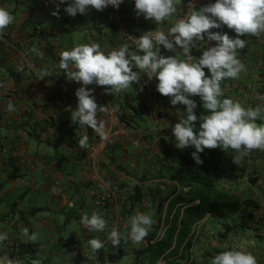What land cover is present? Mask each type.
<instances>
[{"label":"crops","instance_id":"1","mask_svg":"<svg viewBox=\"0 0 264 264\" xmlns=\"http://www.w3.org/2000/svg\"><path fill=\"white\" fill-rule=\"evenodd\" d=\"M71 2L73 0H67L59 5L57 17L51 13L57 10L59 0H0V7L15 16L14 23L0 37V84L5 85L0 88V233H8V239L0 242V258L7 255L27 264H32L33 260L39 264H139L142 260L147 263L148 257H139L137 252L145 248L150 232L166 216L167 206L173 199L170 192L176 188L169 176L180 166V158L188 156V148H176L172 132L186 109L182 105H171V98L156 90L158 80H149L144 73L139 83H133L126 93L106 94L110 105L123 117L127 130L134 134L125 139L120 130L116 131L115 146L100 158L102 171L129 193L115 203L98 205L83 196L85 187L90 185L85 177L86 159L83 155L71 154L69 147L85 134L90 143L104 136L71 120V111H75L73 105L78 102L75 92L82 85L68 80L64 70L59 68L60 53L78 44L93 42L99 43L106 54L125 44L134 49V38L156 29L167 32L182 17V2L179 0L177 4V13L161 24L138 16L134 0H124L118 9L112 6L103 11L89 8L86 14L75 17L64 11ZM196 2L199 10L215 0ZM113 14L119 18L118 26L111 20ZM244 40L247 41L246 53L239 54L238 58L246 71L235 79L241 88L235 92L246 107L255 108L259 105L257 94L250 92L247 84L251 71L256 72L258 82H264V34L248 35ZM22 44L29 51L35 47L42 53L37 56L30 51L32 69L25 62L19 64ZM204 44L193 49L191 55L198 58L205 49ZM160 49L164 56L174 55L163 46ZM19 68L23 71H18ZM41 71H47L48 77L40 80ZM146 79L148 87L145 89L157 93L159 106L165 111V116L149 134L144 133L152 128L145 126L147 121L152 123L148 96L141 91ZM94 85L87 88L92 89ZM11 96H14L11 102L16 110L10 112L7 100ZM97 120L104 124L107 135V120L99 116ZM234 155L233 150H226L222 167L213 177V185L220 194L246 203L234 216L237 219L242 215L245 220L249 214V219L245 220L248 227L235 226L238 221L230 219L207 217L197 227L188 250L179 252L164 264H210L215 255L241 248L251 252L258 264H264V151L251 152L238 165L232 161ZM164 182L166 190L158 191L157 186ZM135 184L141 185L147 194L157 193L153 196L154 208L144 211L152 216L154 224L141 243L122 241L114 248L107 239L114 227L115 214L134 215L135 203L130 196ZM156 201L162 204L160 210ZM93 212L106 220L103 232L90 230L81 223L83 215L90 217ZM223 225L230 229L225 231ZM125 226L121 232L126 235L130 227ZM24 228H28L29 235L37 233L38 239L29 241L23 235ZM93 238L105 241V247L96 254L88 244ZM71 243L74 249L68 250ZM21 246L34 249L32 258L21 254Z\"/></svg>","mask_w":264,"mask_h":264},{"label":"clouds","instance_id":"2","mask_svg":"<svg viewBox=\"0 0 264 264\" xmlns=\"http://www.w3.org/2000/svg\"><path fill=\"white\" fill-rule=\"evenodd\" d=\"M66 2L59 0L57 10L51 14L58 17L59 5ZM123 2L73 0L64 11L75 17L77 14H86L89 8L103 11L112 6L118 9ZM134 3L136 14L143 15L155 24L163 23L178 11V0H134ZM14 21L15 16L7 8L0 7V37ZM221 25L233 29L236 38H231L227 33L210 31ZM261 34H264V0H215V3L199 10L192 0L187 13L176 20L167 32L156 29L134 38V49L125 44L106 54L99 43L93 42L64 50L60 53L59 68L64 70L68 80L82 85L75 92L78 107L71 111V120L105 136L104 124L97 120V113L105 112L108 108L97 104L94 90L87 86L95 84L105 87L106 94L126 93L133 83H139L141 73H144L149 80H158L156 90L162 96L171 98V105H182L186 109L184 116L172 129L177 149L194 147L192 158L198 165L203 163L199 154L205 149H231L235 153L232 161L238 165L251 152L264 151V123H257L258 120L264 121V105L246 107L238 100L222 98L221 82L229 78L236 79L246 71L238 53L246 47L247 41L239 37H259ZM212 41L216 42L215 46H209ZM203 42H207V47L198 58L193 57V49ZM160 46L174 55H162ZM30 51L37 56L42 55L35 47ZM134 68L138 71H134ZM204 69L210 72V77ZM18 71H23V68ZM39 75L40 80L48 77L47 71H41ZM3 87L5 85L0 84V88ZM192 97H199L203 109L209 114L198 116L195 111L198 105ZM7 107L10 112L16 110L11 101ZM197 121L198 129L195 127ZM88 141L89 136L83 135L78 140L79 147L86 149ZM146 195L153 197L151 194ZM81 223L97 232H103L106 228V220L95 212L90 217L83 215ZM153 224L151 215L137 212L125 226L130 227V231L125 235L113 228L108 241L114 248L119 247L122 241L141 243L149 235ZM23 235L32 242L38 239L37 233L29 235L28 228L23 229ZM7 239V232L0 233V242ZM88 244L95 254L105 247V241L97 238L90 239ZM0 264H21V261L5 255L0 258ZM32 264H39V261L33 260ZM210 264H258V260L251 252L241 248L215 255Z\"/></svg>","mask_w":264,"mask_h":264},{"label":"trees","instance_id":"3","mask_svg":"<svg viewBox=\"0 0 264 264\" xmlns=\"http://www.w3.org/2000/svg\"><path fill=\"white\" fill-rule=\"evenodd\" d=\"M210 31L221 34L227 33L231 38H236L237 35L233 29H229L226 25H221L220 28ZM239 38L244 39L245 36ZM205 43L204 48L207 47V42ZM215 44L214 41L209 42V46H215ZM244 53H246L245 48L239 50L238 55ZM204 71L210 77V72L207 69H204ZM239 87L240 84L235 79L223 80L221 82L224 93L222 98L233 99L232 94ZM155 95L158 99L157 93ZM192 99L197 102L198 107L195 111L198 116L209 114L203 109L199 97H192ZM120 118L123 121V117ZM195 127L199 128V121L196 122ZM193 152H195V148L189 147L188 156L180 158V166L169 176V180L176 184V188L170 192L173 199L167 206V214L163 221L164 232L158 240H155V238L159 232V225H156L150 232L145 248L137 252L139 257L146 255L148 262L144 263V260H142L139 264H160L164 260L168 262L179 252L183 253L188 250V246L193 242V235L195 236L198 225L205 220L206 214H209L208 217L211 218L230 219L232 222L238 221L235 226L248 227L245 220L249 219V214H246L247 218L245 220L242 215L237 219L234 216V212L240 206H245L246 203H242L234 196L220 194L213 185V177L222 167V158L226 151L220 148L205 149L199 154L200 159L203 161L199 165L192 158ZM146 194L141 185H135L130 198L136 205L142 201ZM161 205V203L158 204V210H160ZM240 217L242 218L240 219ZM227 227V225H223L225 231L230 229ZM22 253L27 254L30 259L33 256L34 249L30 246H21Z\"/></svg>","mask_w":264,"mask_h":264},{"label":"built area","instance_id":"4","mask_svg":"<svg viewBox=\"0 0 264 264\" xmlns=\"http://www.w3.org/2000/svg\"><path fill=\"white\" fill-rule=\"evenodd\" d=\"M44 1L45 0H39V2H44ZM181 1H182V16H183L184 14L187 13L189 3L192 2V0H181ZM194 2L195 5H197L196 0H194ZM111 20L115 25L117 26L119 25V18L116 14H113L111 16ZM21 48L22 50L19 58V64L25 62L28 65V67H30L31 69L34 68L32 53L29 51V49L25 44H22ZM256 79H257L256 72L251 71L250 80L247 84L249 89H253ZM31 87L32 88L35 87L34 82L31 83ZM145 87L146 88L148 87L147 79L143 80V86L141 87V91L143 94L147 93L146 96H148L147 100H148L149 112L152 120V128L144 133L149 134L152 133V131H154L157 122L165 116V111L159 106V102L156 95L152 92H147ZM92 89L94 90L93 95L96 99L97 104L107 106L108 108V110L105 112L102 113L98 112L97 116L107 120L109 124V132L107 133V135H105L101 140L97 142L96 141L93 143L88 142V147L86 149H81L78 143L72 144L69 147V152L73 155H83L86 159L85 177H86V181H88V184L90 185L85 187L83 196L85 198L95 201V203L98 205L104 206L109 202H113V203L117 202L119 199H122L125 195H127L129 191L126 187H121L119 183H117L115 180H113L111 177H109L107 174H105L102 171L100 158L107 154V150L109 148L115 146L116 138H117L116 131L120 130L121 135L125 137V139L131 138L134 132L127 130L125 122L121 120L120 118L121 116L118 113V111L110 105L109 100L107 99L106 96V88L94 85ZM12 98H14V96L8 98L7 101L8 102L11 101ZM257 102L259 104H264V93L257 95ZM77 107H78V102L73 105L74 110H77ZM80 138L81 137H79V139ZM17 156L19 158V155ZM20 158H22L21 154H20ZM67 180L72 181V178L67 177ZM25 185L28 186V183H25ZM166 185L167 184L165 182L161 183L158 185V189L160 191H164L166 189ZM36 189L39 190L40 187L37 185ZM153 208H154L153 197H151L150 195H146L140 203L135 205L134 215L137 212L144 213L145 210H151ZM208 216L209 214H206V218ZM130 217L131 216L128 214H123L121 216L119 212L116 213L114 218L115 221L113 228H117L119 231L123 230L124 229L123 225H127ZM163 221L164 219L159 225V232L157 233L155 240H158L161 234L164 232L165 227ZM202 222L200 223V225L202 224ZM121 223H122V227H121ZM200 225H198V227ZM108 242L109 241L107 239V243ZM73 249H74L73 243L69 244L68 250H73ZM162 262L164 264L165 261ZM21 264H27V263L25 261H21Z\"/></svg>","mask_w":264,"mask_h":264},{"label":"rangeland","instance_id":"5","mask_svg":"<svg viewBox=\"0 0 264 264\" xmlns=\"http://www.w3.org/2000/svg\"><path fill=\"white\" fill-rule=\"evenodd\" d=\"M182 2V1H181ZM177 4H179V0H178V3ZM262 63H264V57H263V59H262ZM262 75H264V71H263V74ZM260 80V79H259ZM264 80V79H263ZM259 86V87H258ZM240 88V87H239ZM239 88H238V91H239ZM244 88H245V86H244ZM240 91H241V88H240ZM249 91L250 92H255L257 95H260L261 93H264V82H258V76H257V79H256V82H255V85H254V87H253V89H249ZM233 95V99L234 100H238V101H240L242 104L244 103V100L241 98V96H237V93L236 92H234V94H232ZM259 104V103H258ZM259 105H264V104H259ZM146 117V116H145ZM148 124V125H147ZM145 126L146 127H150V126H152V123L150 124L148 121L145 123ZM154 194H157V193H154ZM154 194H153V196H154ZM158 198V197H157ZM159 200L161 199L160 197L158 198ZM158 200V201H159ZM156 203L158 204V202L156 201Z\"/></svg>","mask_w":264,"mask_h":264}]
</instances>
